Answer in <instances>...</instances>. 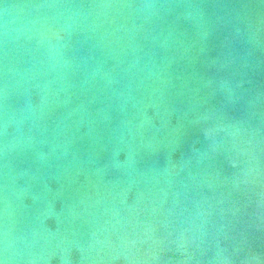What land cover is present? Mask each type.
<instances>
[{
  "label": "water",
  "instance_id": "obj_1",
  "mask_svg": "<svg viewBox=\"0 0 264 264\" xmlns=\"http://www.w3.org/2000/svg\"><path fill=\"white\" fill-rule=\"evenodd\" d=\"M0 264H264V0H0Z\"/></svg>",
  "mask_w": 264,
  "mask_h": 264
}]
</instances>
